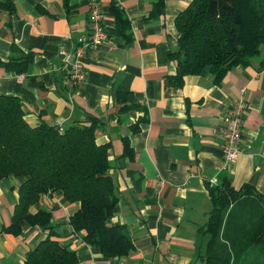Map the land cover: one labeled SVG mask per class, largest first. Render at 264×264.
<instances>
[{
    "label": "crops",
    "instance_id": "crops-1",
    "mask_svg": "<svg viewBox=\"0 0 264 264\" xmlns=\"http://www.w3.org/2000/svg\"><path fill=\"white\" fill-rule=\"evenodd\" d=\"M6 0H0L5 2ZM101 0L108 40L91 51L86 80L70 91L61 52L89 29V0H12L0 8V57L33 52L26 72L0 68V95L23 103L28 123L66 129L96 121L97 143L111 145V175L119 199L109 223L123 226L133 249L107 258L83 241L70 219L80 210L61 191L35 203L51 223L27 222L9 232L25 178L0 180V264H24L54 229L55 240L78 255V264H205L213 203L209 188L230 182L264 196V46L248 66L230 70L220 82L204 70L182 86L177 67L176 18L193 0ZM114 8L129 20L131 40L117 28ZM248 103L240 153L225 164L220 129L242 96ZM130 152L125 154L124 141Z\"/></svg>",
    "mask_w": 264,
    "mask_h": 264
},
{
    "label": "trees",
    "instance_id": "trees-1",
    "mask_svg": "<svg viewBox=\"0 0 264 264\" xmlns=\"http://www.w3.org/2000/svg\"><path fill=\"white\" fill-rule=\"evenodd\" d=\"M164 5L159 0L152 16L163 15ZM0 8L15 10L12 0L0 2ZM114 16L119 32L130 41L129 20L117 8ZM176 28L178 50L170 53L177 67L173 84L182 86L185 77L206 69L220 82L230 70L248 66L262 53L264 0H193L177 16ZM32 61L33 52L8 61L0 57V68L22 74ZM96 131V121L66 129L46 123L33 127L18 97L0 95V180L25 178L10 233L19 234L25 222L49 225L50 213L33 214L31 208L45 195L61 191L68 203L80 204L70 223L76 233H83L88 246L99 248L107 258L131 252L133 244L125 228L109 223L119 199L111 175V145L98 144ZM124 150L125 154L131 150L128 140ZM209 192L213 210L205 264H264V196L251 186L237 189L230 182L210 187ZM78 262L77 253L55 240L51 228L24 264Z\"/></svg>",
    "mask_w": 264,
    "mask_h": 264
},
{
    "label": "built area",
    "instance_id": "built-area-1",
    "mask_svg": "<svg viewBox=\"0 0 264 264\" xmlns=\"http://www.w3.org/2000/svg\"><path fill=\"white\" fill-rule=\"evenodd\" d=\"M89 8L88 31L77 38L71 50L61 52L67 70V86L70 91H74L85 82V63L90 52L97 50L108 40L105 26L107 13L101 0H89ZM247 110L248 103L244 98L243 90L240 99L227 112L225 125L220 129L225 164L235 163L238 158Z\"/></svg>",
    "mask_w": 264,
    "mask_h": 264
}]
</instances>
